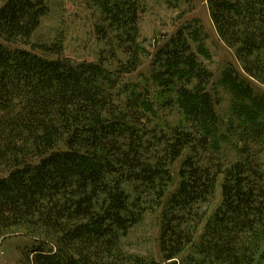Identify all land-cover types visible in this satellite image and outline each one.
I'll use <instances>...</instances> for the list:
<instances>
[{"label":"trees","instance_id":"obj_1","mask_svg":"<svg viewBox=\"0 0 264 264\" xmlns=\"http://www.w3.org/2000/svg\"><path fill=\"white\" fill-rule=\"evenodd\" d=\"M90 2L104 48L75 64L61 42L18 46L30 44L46 0L0 7V241L22 231V264H264L263 96L226 70L236 97L224 122L191 28L154 48L151 96L124 81L141 63L138 1ZM207 5L244 75L264 85V0ZM162 108L180 118L160 121ZM217 127L237 136L234 158L218 155ZM156 211L161 261L122 241Z\"/></svg>","mask_w":264,"mask_h":264},{"label":"rangeland","instance_id":"obj_2","mask_svg":"<svg viewBox=\"0 0 264 264\" xmlns=\"http://www.w3.org/2000/svg\"><path fill=\"white\" fill-rule=\"evenodd\" d=\"M5 0H0V7ZM139 3V38L141 63L124 81L147 85L151 96L157 94L156 87L149 78L151 58L154 48L178 29L191 28L197 33V40L192 41L193 50L210 71L208 89L216 100L215 108L220 118L226 122L231 114L232 99L236 97L227 87L228 76H235L249 86L253 94L263 96L264 85L248 78L242 72L234 50L229 48L218 36L210 19L208 0H137ZM48 13L43 17L40 27L33 34L29 45L18 44L26 49L40 43H62V57L72 63L96 61L104 44L97 38L95 25L98 13L90 0H46ZM184 29V30H185ZM201 50V53H199ZM36 53L41 54L36 50ZM49 58L55 55L48 54ZM158 95V94H157ZM174 111V110H173ZM160 121L176 123L180 118L177 112L160 109ZM223 130L216 128L213 133L217 153L234 158L238 138L236 135L224 137ZM223 154V155H222ZM181 160L175 164L179 167ZM220 201V182L216 187L214 199L208 204V213L215 209ZM160 226V212H146L143 219L132 227L123 238V247L130 253L152 256L161 261L157 237ZM201 232V231H200ZM29 241L20 233H11L0 241V264H22V251Z\"/></svg>","mask_w":264,"mask_h":264}]
</instances>
